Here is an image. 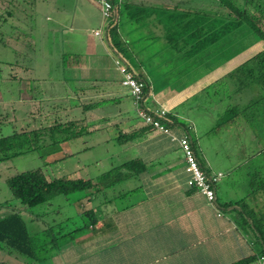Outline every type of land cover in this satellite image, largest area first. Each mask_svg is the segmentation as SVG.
I'll return each mask as SVG.
<instances>
[{
    "label": "crops",
    "instance_id": "0c3cea01",
    "mask_svg": "<svg viewBox=\"0 0 264 264\" xmlns=\"http://www.w3.org/2000/svg\"><path fill=\"white\" fill-rule=\"evenodd\" d=\"M6 1L12 6L10 0ZM113 1L116 7L113 22L123 46L122 53L112 47L108 33L102 38L95 35L103 21L96 0H35L33 8L23 6L31 16V26L27 28L32 31V39L40 54L48 55L47 63L54 60L63 65V71L66 68L64 63L72 64L69 69L73 75L65 80L76 85L73 96L88 103L112 100L100 108L88 110V122H93L94 131L110 127L116 135L112 139L116 140L120 134L142 132L143 135L133 142L122 143V150L132 156L128 161L140 159L148 168L138 178L127 181L120 194L115 195L113 203L103 201V206L98 207L93 202L89 208L78 207L77 215L86 216L89 221L86 212H92L96 222L87 227V234L72 235L59 253L32 259L9 252L8 262L2 259L0 262L257 264L258 258L264 254V242L255 230L256 225L260 232L264 231V164H258L253 170H259L260 175L250 177L253 172L250 171L243 176L244 182L240 181L242 178L234 177L231 171L216 170L204 153L208 166L205 165L198 154L192 131L181 123L184 120L194 125V122L178 109L205 94L213 83L255 57L264 50V45L256 42L226 60L220 59L222 54L219 59L200 64L197 63L199 57L191 59L186 56L191 50L190 33L192 26L195 28L192 23H221L220 0ZM220 29H215L210 36L216 38ZM175 44L186 48L178 50ZM215 44L217 41L210 47ZM115 58L122 59L138 78L146 81L148 88L140 106L148 113L168 110L167 115L174 116L168 121L172 133L178 138H191L206 171L224 174L216 185L215 205L188 185L190 175L186 172L179 143L172 141L167 134L149 130L138 116L130 90L121 84L122 76ZM194 62L196 66L189 70L188 64ZM217 113H220L218 108ZM95 120L102 125H96ZM194 133L197 135V131ZM199 149L203 151L200 144ZM244 163L249 162L246 160L238 166ZM238 183L246 184L249 199L236 189ZM106 196L103 195L105 200ZM109 205H112L111 209H108ZM58 212L60 215L64 210L61 208Z\"/></svg>",
    "mask_w": 264,
    "mask_h": 264
},
{
    "label": "rangeland",
    "instance_id": "374dc122",
    "mask_svg": "<svg viewBox=\"0 0 264 264\" xmlns=\"http://www.w3.org/2000/svg\"><path fill=\"white\" fill-rule=\"evenodd\" d=\"M22 3L27 5V8L30 6L27 0ZM11 5L6 0H0V17L8 19L6 23H3L2 19L0 20V137L11 135L16 131L32 130L52 124L57 119V113L52 110V102L55 99L60 100L62 97L69 98L70 95V101L75 103L74 98L77 97L73 96L77 91L73 81L69 83L62 79L63 76L72 77V71L69 69L72 64L64 65L66 68L63 71V65L53 62L54 60L47 63L48 55H41L36 44L33 45L34 47L28 46L26 42L29 40L25 41L24 37L28 33L32 35V31L29 30V26H31L30 13L25 11L23 14L14 3ZM21 6L24 8L23 5ZM9 14H12L13 17H9ZM32 17L36 16L32 15ZM14 25L19 32L14 31ZM17 33L20 34L18 37L24 39V42H17ZM256 42V34L244 26L230 32L225 39L217 41L215 46L205 50L198 58L197 63H210L222 54L220 59L226 60ZM46 51L45 49L44 52ZM194 63L188 64L189 70L196 66L197 63ZM37 78H45L41 84L42 89L48 92L49 97H54L53 99L42 100L37 94H34L36 100H33L31 91L33 93L38 91H34L37 86L34 85L38 83L33 79ZM235 91L234 87L229 90L225 87L221 88L219 85L216 88L208 89L205 94H200L186 105L180 106L178 110H181L185 116L191 117L194 122L195 126L188 121H181L192 131L202 162L208 166L205 153L216 170L226 173L231 171L234 177L242 178L243 180L240 179V181L244 182V175L253 171L258 164H264V109L261 110L262 107L255 106L257 109L251 110V122L243 120L240 123L221 125V111L219 115L217 113V108H221L223 104L220 102L221 99L225 100V97H228L227 103L247 104L251 102V99L257 100L260 97L257 92L258 87L253 85L247 86L240 93H235ZM229 93L232 94L231 99H229ZM45 100L47 102H43ZM149 103L150 101L147 102L148 105ZM41 107L42 112L38 114ZM44 107L46 112L43 111ZM60 116L64 119H77L82 118L83 114L75 109L72 112L61 113ZM87 123L89 124V122ZM90 123L93 124V122ZM94 123L102 125V122L97 120ZM80 127L83 132L89 133L71 142L50 146L32 154L0 163V201L13 197L7 184V178L11 175L42 170L48 179L94 178L98 181L101 174L132 157L123 152L124 147L121 142L112 139L116 135L112 133L113 129L110 127L100 130V132L94 131L93 127L95 126L86 127L85 123L80 124ZM195 131H197V135L194 133ZM199 144L204 152L200 151ZM120 155L121 157H119ZM246 160H248V164L244 163L238 166ZM253 172L250 177L261 174L259 170ZM126 183L116 185L115 191L108 189L106 199L114 196V193L125 187ZM236 185H238L236 189L238 188L245 199L251 197L245 183ZM126 187H129V184ZM86 196L85 192L58 196L48 204L33 208L31 213L24 212L22 214L29 232L37 244L39 257H51L61 251L63 245L70 240L72 235L83 236L88 233V228H81L85 223H88L89 218L77 215L76 209L78 207L89 208L93 202H95V206L102 207L105 199L101 196L99 199L91 200ZM15 203L20 204L18 201ZM60 206L64 212L59 215ZM110 206L112 205H109L108 209H111ZM9 214V211L0 209L1 217ZM40 215H43L42 219L37 220V216ZM69 215L70 219H68ZM261 233L264 235V231ZM9 252L6 247L0 244V259L8 262Z\"/></svg>",
    "mask_w": 264,
    "mask_h": 264
},
{
    "label": "trees",
    "instance_id": "16d2710c",
    "mask_svg": "<svg viewBox=\"0 0 264 264\" xmlns=\"http://www.w3.org/2000/svg\"><path fill=\"white\" fill-rule=\"evenodd\" d=\"M10 1H13L12 3L19 6L21 13L25 12V9L21 5L27 6L22 3V1L26 2V0ZM27 1L30 3L29 7L33 8L35 6V0ZM220 6L221 23H217L216 25L209 21L204 24L199 22L195 24L192 23V25H195V28L192 26L189 39L191 50L186 56L191 59L200 57L204 50L212 46L214 42L219 40L222 41L226 38L227 34L244 26H247L256 34L257 43H262L264 45V0H220ZM9 17H13V15L9 14ZM2 18L0 17V20ZM7 20L8 19H2V22L6 23ZM114 25L115 23L113 22L108 31L109 41L116 52L122 53L123 46L121 45L120 39L117 38ZM13 27L15 28L14 31L17 30V32H19L15 25ZM219 27H221V31L217 33L216 38L211 37L210 34ZM19 35L20 34L17 33V42H24L23 38L18 37ZM24 38H26L25 41L29 40L26 42L27 45L33 47L34 40L32 39L31 33H28L27 35L25 34ZM174 47L178 50L186 48V46L184 48H179L177 44H175ZM121 58H123V56H121ZM66 78L67 76H63L64 80ZM33 80L38 83L34 85H37L36 88L34 87V91H38L36 93L31 91V97H33V100H36L34 94H37L42 100L54 98L49 97L48 92L45 89H42L43 86H41V84H43L42 81L45 79L37 78ZM215 83L216 84H212L208 89L216 88L220 85L221 88L225 87L229 90L234 87L236 88L235 93H240L249 85L258 87L257 92L260 97L257 100L251 99V102L247 104H232L231 102L227 103L228 97H225V100H223V98L220 101L223 103L221 108H218L221 111V125L240 123L243 120L251 122V110L257 109L255 106L262 107L261 110L264 109V50L255 57L240 64L237 69L228 73L220 81ZM147 88L148 87L145 88L144 93ZM228 95L230 97L229 99H231L232 94L229 93ZM69 98H71L70 95ZM69 98L62 97L60 100L55 99L52 102V110L57 113V119L54 120L52 124L32 130L16 131L11 135L1 136L0 163L23 155L32 154L50 146L71 142L81 138L89 132H83L80 124L85 123L88 128L94 126L92 123H87L88 110L100 108L104 104L112 101L102 99L100 101H92L88 103L80 101V97H75L74 100L76 102L72 103ZM43 102L47 101L45 100ZM45 107L43 108V111L46 112ZM75 109L82 112V118L64 119L60 116L61 113L72 112ZM41 112L42 107L38 110V114ZM169 119H174V116L169 117V115H167V123L170 121ZM147 127L149 130H153L151 126L147 125ZM142 135V132L120 134L117 137V140L121 143H128L133 142ZM147 168V164L140 159L129 160L113 167L108 172L101 174L98 181L89 178L48 179L42 170L22 172L9 176L7 178V184L13 197L0 204V207L10 212L9 215L0 219V244L12 253L24 255L32 259L37 258V244L29 232L26 221L22 216L23 212L31 213L33 208L48 204L55 197L62 195L69 196L76 192H85L87 193L86 197L91 196L93 199L98 195L100 197L103 195L106 196V191L108 189L115 191L116 185L138 178L147 170ZM120 192L121 191H118L116 194L114 193V196L104 200L105 203H113L116 199L115 195L120 194ZM16 201L20 204H16ZM86 213L90 217V220L87 224L82 226L81 229L94 225L96 222L92 212ZM42 217L43 215H40L37 216L36 219L41 220ZM255 227L256 231L260 234L261 241L264 242L263 234L257 229L256 225ZM0 264L6 263L0 262Z\"/></svg>",
    "mask_w": 264,
    "mask_h": 264
},
{
    "label": "built area",
    "instance_id": "2783aa9c",
    "mask_svg": "<svg viewBox=\"0 0 264 264\" xmlns=\"http://www.w3.org/2000/svg\"><path fill=\"white\" fill-rule=\"evenodd\" d=\"M96 1L100 8L103 21L101 28L95 32V35L102 38L105 34L107 35L113 23L116 16V7L113 0ZM115 64L122 76V86L130 90L135 100L138 116L147 125L151 126L154 131L167 134L171 137L172 141L179 143L186 162V172L190 175L188 185L205 196L212 205H215L216 185L224 177V174L206 171L197 157L191 138L189 136L178 138L172 133L166 122L168 110L162 109L156 113H148L140 106L141 99L144 96V90L147 87L146 81L138 78L122 59L115 58ZM257 264H264V254L258 258Z\"/></svg>",
    "mask_w": 264,
    "mask_h": 264
}]
</instances>
